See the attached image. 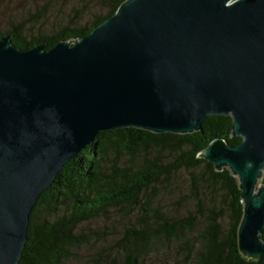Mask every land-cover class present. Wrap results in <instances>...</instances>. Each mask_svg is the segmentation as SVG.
I'll use <instances>...</instances> for the list:
<instances>
[{
    "label": "water",
    "instance_id": "obj_1",
    "mask_svg": "<svg viewBox=\"0 0 264 264\" xmlns=\"http://www.w3.org/2000/svg\"><path fill=\"white\" fill-rule=\"evenodd\" d=\"M230 116L237 144L199 154L237 178L240 253L264 228V0H125L74 41L22 50L0 37V264H17L29 213L102 130L198 131Z\"/></svg>",
    "mask_w": 264,
    "mask_h": 264
},
{
    "label": "trees",
    "instance_id": "obj_2",
    "mask_svg": "<svg viewBox=\"0 0 264 264\" xmlns=\"http://www.w3.org/2000/svg\"><path fill=\"white\" fill-rule=\"evenodd\" d=\"M125 0H98L99 12L49 32H30L38 16L11 22L0 37L26 50L74 41L114 14ZM34 17V19H32ZM230 116L208 115L198 131L153 133L125 127L102 130L39 195L30 213L17 264H66L78 249L101 242L122 223L110 251L97 248L89 264H264L238 248L243 214L238 180L198 154L214 139L234 145ZM260 183L264 185V171ZM119 211L116 217L111 212ZM135 215L130 220V215ZM92 221L110 222L91 228ZM120 227V226H119ZM260 238L264 242V228ZM91 261V262H88Z\"/></svg>",
    "mask_w": 264,
    "mask_h": 264
},
{
    "label": "rangeland",
    "instance_id": "obj_3",
    "mask_svg": "<svg viewBox=\"0 0 264 264\" xmlns=\"http://www.w3.org/2000/svg\"><path fill=\"white\" fill-rule=\"evenodd\" d=\"M98 0H0V31L6 30L11 22L19 21L27 18V16H38L35 24L31 25L30 32L37 34L40 32H49L55 27L67 23L69 20H76L82 23L90 16H94L99 12L96 7ZM34 19V17L32 18ZM119 211L111 212L113 217L119 215ZM134 214L130 215V220H134ZM104 222L92 221L89 225L91 228H100ZM105 222L104 224H109ZM117 227L106 228L101 233V242L96 241L95 244L88 248H79L75 261H68L66 264H89L85 263L88 258H95V251L99 247L105 246L107 251L113 248L115 238L122 231V223L114 222ZM120 226V227H119ZM91 262V261H88Z\"/></svg>",
    "mask_w": 264,
    "mask_h": 264
}]
</instances>
